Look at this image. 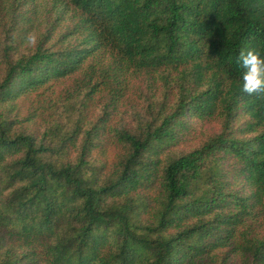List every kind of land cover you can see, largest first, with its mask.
Wrapping results in <instances>:
<instances>
[{
    "label": "trees",
    "instance_id": "16d2710c",
    "mask_svg": "<svg viewBox=\"0 0 264 264\" xmlns=\"http://www.w3.org/2000/svg\"><path fill=\"white\" fill-rule=\"evenodd\" d=\"M33 1L0 0V264H264V0Z\"/></svg>",
    "mask_w": 264,
    "mask_h": 264
},
{
    "label": "clouds",
    "instance_id": "9594fccd",
    "mask_svg": "<svg viewBox=\"0 0 264 264\" xmlns=\"http://www.w3.org/2000/svg\"><path fill=\"white\" fill-rule=\"evenodd\" d=\"M29 40L33 38L30 36ZM238 62L244 70L242 91L249 96L264 97V57L257 49L247 48L240 52Z\"/></svg>",
    "mask_w": 264,
    "mask_h": 264
},
{
    "label": "rangeland",
    "instance_id": "374dc122",
    "mask_svg": "<svg viewBox=\"0 0 264 264\" xmlns=\"http://www.w3.org/2000/svg\"><path fill=\"white\" fill-rule=\"evenodd\" d=\"M45 2L44 3H48L49 0H44ZM34 3H38L39 2L41 3V0H35L33 1ZM32 7V5L30 6V8ZM33 8V7H32ZM54 17L55 16H49L45 11H43V13H41V10H40V14L38 16V18L36 20L37 21V24L35 23L34 24V29L36 30L32 35H30L32 38H33V41H30L28 39V44H35L36 42H38V39L40 37H42V35L46 32V29L50 27V24L53 22L54 20ZM39 22H40V25H39ZM69 22L67 21L66 25H68ZM0 32H1V28H0ZM29 36V37H30ZM209 129L214 131V132H218L219 131V127L218 125H209ZM35 127V126H33Z\"/></svg>",
    "mask_w": 264,
    "mask_h": 264
}]
</instances>
